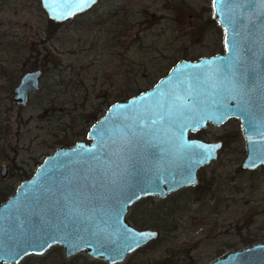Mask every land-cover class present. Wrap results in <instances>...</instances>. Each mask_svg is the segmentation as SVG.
<instances>
[{"label":"rangeland","instance_id":"rangeland-1","mask_svg":"<svg viewBox=\"0 0 264 264\" xmlns=\"http://www.w3.org/2000/svg\"><path fill=\"white\" fill-rule=\"evenodd\" d=\"M211 1L97 0L74 19L52 23L39 0H0V163L6 166L0 203L44 156L83 139L111 102L150 87L178 60L222 52ZM36 68L42 72L38 89L24 107L16 105L13 87ZM240 128L229 119L196 133L222 146L217 159L198 170L194 191L142 198L128 208L126 219L135 228L155 229L150 212L158 205L166 215L156 228L159 238L117 264H203L264 242V165L240 167ZM171 220L176 226L167 231ZM63 254L54 245L18 264H105L83 251Z\"/></svg>","mask_w":264,"mask_h":264},{"label":"water","instance_id":"water-1","mask_svg":"<svg viewBox=\"0 0 264 264\" xmlns=\"http://www.w3.org/2000/svg\"><path fill=\"white\" fill-rule=\"evenodd\" d=\"M97 0H39L51 22L74 19ZM222 52L182 59L150 87L111 102L83 139L44 156L0 203V264H18L59 245L117 264L158 239L126 218L139 199H162L198 184V170L217 159L222 143L190 134L239 122L240 167L264 165V0L211 1ZM25 70L13 87L25 106L40 83ZM0 163V176L6 170ZM203 264H264V242L229 250Z\"/></svg>","mask_w":264,"mask_h":264},{"label":"trees","instance_id":"trees-1","mask_svg":"<svg viewBox=\"0 0 264 264\" xmlns=\"http://www.w3.org/2000/svg\"><path fill=\"white\" fill-rule=\"evenodd\" d=\"M125 98H126V96H125ZM125 98H120V100H123V99H125ZM120 100H118V101H120ZM96 118H94L93 119V121L95 120ZM194 137L196 136V134L195 135H193ZM64 146H67V144H64ZM192 187H188V189H186L187 191L188 190H190ZM193 189V191L196 189V186L195 187H193L192 188ZM146 198H150V197H146ZM145 198V199H146ZM158 204V203H157ZM164 210V207L162 206V205H158L156 208L154 207V209L150 212V213H152L153 211L156 213V215H154L155 217L152 219L153 220V222L149 225V226H151V225H153V226H155L157 229L158 228H160V229H162L161 227V225H158V224H160V222L159 221H161V220H163L165 217H163L162 216V214H165L166 215V211H163ZM148 212V211H147ZM147 212H145L144 211V213H147ZM149 213V212H148ZM161 214V215H160ZM161 216H162V219H161ZM132 222L135 224V226H137V225H139L140 227H142V226H147L146 224H145V222H144V220H142L141 221V223H139L138 221H135V219H132ZM170 224H172L171 226H169V227H167V226H163V228H165V230L167 229V231H169L168 229H172V228H174L176 225H175V222L173 221V220H171L170 222H169ZM156 225H158V226H156ZM155 228V229H156Z\"/></svg>","mask_w":264,"mask_h":264},{"label":"flooded vegetation","instance_id":"flooded-vegetation-1","mask_svg":"<svg viewBox=\"0 0 264 264\" xmlns=\"http://www.w3.org/2000/svg\"><path fill=\"white\" fill-rule=\"evenodd\" d=\"M40 71H41V70H40ZM208 126H209V125H208ZM202 130H204V129H202ZM205 130H206V129H205ZM199 131H201V130H199ZM199 131H197V132H199ZM197 132H196V133H197ZM193 135H195V134H194V133H193V134H190V136L194 137ZM194 138H195V137H194ZM199 139H201V138H199ZM221 143H222V142H221ZM204 167H205V166H204ZM202 168H203V167H202ZM198 184H199V183H198ZM198 184H196V185H198ZM196 185H194L193 187H195ZM193 187H192V188H193ZM167 196H168V195H167Z\"/></svg>","mask_w":264,"mask_h":264},{"label":"snow or ice","instance_id":"snow-or-ice-1","mask_svg":"<svg viewBox=\"0 0 264 264\" xmlns=\"http://www.w3.org/2000/svg\"><path fill=\"white\" fill-rule=\"evenodd\" d=\"M217 0H214V5L216 4Z\"/></svg>","mask_w":264,"mask_h":264}]
</instances>
